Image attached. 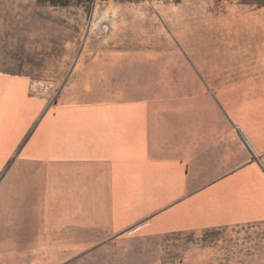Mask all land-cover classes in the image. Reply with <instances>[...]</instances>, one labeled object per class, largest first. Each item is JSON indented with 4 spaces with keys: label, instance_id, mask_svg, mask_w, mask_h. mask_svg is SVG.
<instances>
[{
    "label": "crops",
    "instance_id": "1",
    "mask_svg": "<svg viewBox=\"0 0 264 264\" xmlns=\"http://www.w3.org/2000/svg\"><path fill=\"white\" fill-rule=\"evenodd\" d=\"M160 40L85 55L52 101L0 71V251L264 220L263 54L206 69Z\"/></svg>",
    "mask_w": 264,
    "mask_h": 264
},
{
    "label": "rangeland",
    "instance_id": "2",
    "mask_svg": "<svg viewBox=\"0 0 264 264\" xmlns=\"http://www.w3.org/2000/svg\"><path fill=\"white\" fill-rule=\"evenodd\" d=\"M161 37L178 39L175 51L184 49L206 69L244 67L250 53L255 64L264 57V6L230 0H0V71L24 75L33 83L31 92L48 101L85 55L104 47L172 50ZM0 264H264V220L167 232L129 229L85 252L0 251Z\"/></svg>",
    "mask_w": 264,
    "mask_h": 264
},
{
    "label": "trees",
    "instance_id": "3",
    "mask_svg": "<svg viewBox=\"0 0 264 264\" xmlns=\"http://www.w3.org/2000/svg\"><path fill=\"white\" fill-rule=\"evenodd\" d=\"M94 0H91V2ZM178 1V0H175ZM230 1H236L240 4H246V5H256V6H264V0H230Z\"/></svg>",
    "mask_w": 264,
    "mask_h": 264
}]
</instances>
